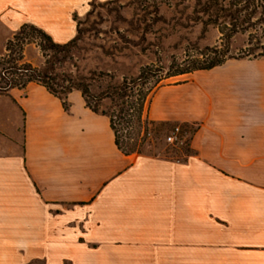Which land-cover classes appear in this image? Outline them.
<instances>
[{"label": "crops", "instance_id": "1", "mask_svg": "<svg viewBox=\"0 0 264 264\" xmlns=\"http://www.w3.org/2000/svg\"><path fill=\"white\" fill-rule=\"evenodd\" d=\"M84 1L0 0V55L25 23L70 40ZM66 102L0 96V264H264V59L156 89L144 116L190 128L182 160L126 156L107 117Z\"/></svg>", "mask_w": 264, "mask_h": 264}, {"label": "trees", "instance_id": "2", "mask_svg": "<svg viewBox=\"0 0 264 264\" xmlns=\"http://www.w3.org/2000/svg\"><path fill=\"white\" fill-rule=\"evenodd\" d=\"M191 16L193 23L200 24L204 31L208 27L217 30L220 35L218 47L199 52L190 49L196 54L188 55L181 64L169 67L164 77L160 70L145 66L140 68L136 78H122L119 82L102 72L97 74V78L84 82L56 66L71 60L70 54L80 40L81 30L78 29L69 42L58 44L39 27L25 23L6 42L0 55V96L8 95L13 89L24 90L28 84L34 83L58 98L66 109L67 96L77 91L86 108L108 118L117 149L126 156H139L138 148L146 139L148 126L155 124L144 116L146 103L156 89L163 86L159 85L163 79L211 70L231 59H264V32L260 36L249 32L252 26L256 28V25L264 24V0H194ZM239 33H248L247 47L241 52L244 56L229 57L230 41ZM32 44L42 53L39 66H33L24 59L25 48ZM92 83L103 86L93 88ZM103 101H109L111 107L100 110Z\"/></svg>", "mask_w": 264, "mask_h": 264}, {"label": "rangeland", "instance_id": "3", "mask_svg": "<svg viewBox=\"0 0 264 264\" xmlns=\"http://www.w3.org/2000/svg\"><path fill=\"white\" fill-rule=\"evenodd\" d=\"M193 4L194 0H85L81 7L70 13L75 28L73 38L79 29L80 40L72 48L71 60L56 66L84 82L97 78L99 72L109 74L115 82L122 78L134 79L145 66L160 70L164 77L169 67L196 54L190 49L199 52L220 45L216 29L208 27L204 31L200 24L193 23ZM252 28L249 29L251 34L260 36L264 32V24ZM247 38L248 33L233 36L228 56L243 57L241 52L247 47ZM27 47L35 48L33 52H38L43 59L36 45ZM33 57L34 53H29L28 58ZM179 78L163 79L159 85L173 84ZM92 84L93 88L103 86ZM110 107L109 101H103L99 109ZM175 128L159 123L148 126L146 139L138 148L141 155L185 159L190 154L188 140L191 130L187 127L174 133Z\"/></svg>", "mask_w": 264, "mask_h": 264}, {"label": "built area", "instance_id": "4", "mask_svg": "<svg viewBox=\"0 0 264 264\" xmlns=\"http://www.w3.org/2000/svg\"><path fill=\"white\" fill-rule=\"evenodd\" d=\"M178 131H179L178 128L174 129V133H177ZM168 140H171V138H168Z\"/></svg>", "mask_w": 264, "mask_h": 264}]
</instances>
